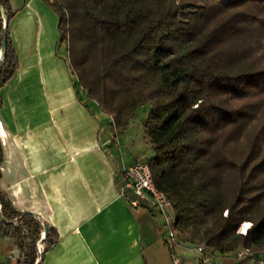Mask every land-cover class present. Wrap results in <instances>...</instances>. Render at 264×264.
Returning a JSON list of instances; mask_svg holds the SVG:
<instances>
[{
  "label": "trees",
  "instance_id": "1",
  "mask_svg": "<svg viewBox=\"0 0 264 264\" xmlns=\"http://www.w3.org/2000/svg\"><path fill=\"white\" fill-rule=\"evenodd\" d=\"M46 3L77 85L111 118L113 138L149 106L142 127L154 154L146 163L178 240L218 258L264 254V0ZM13 16L0 0V89L19 66ZM243 224H251L245 236ZM0 236L18 248V264H41L58 242L1 191Z\"/></svg>",
  "mask_w": 264,
  "mask_h": 264
},
{
  "label": "crops",
  "instance_id": "2",
  "mask_svg": "<svg viewBox=\"0 0 264 264\" xmlns=\"http://www.w3.org/2000/svg\"><path fill=\"white\" fill-rule=\"evenodd\" d=\"M8 1L19 66L0 89V191L56 232L41 264H172L159 212L124 188V170L153 157L144 132L113 138L111 118L79 91L46 1ZM178 242L181 264H201ZM19 256L0 236V264Z\"/></svg>",
  "mask_w": 264,
  "mask_h": 264
},
{
  "label": "built area",
  "instance_id": "3",
  "mask_svg": "<svg viewBox=\"0 0 264 264\" xmlns=\"http://www.w3.org/2000/svg\"><path fill=\"white\" fill-rule=\"evenodd\" d=\"M123 178L125 180L124 188L131 190L139 200L150 202L157 209L163 220L164 241L173 251L172 264H181L180 256L174 252L179 242L173 224V217H170L166 212L167 209L172 211L171 205L166 195L155 187L149 165L146 162H138L124 170ZM247 232L243 233L238 231L243 236ZM37 250L38 253H41L42 247L39 245ZM194 251L199 256V262L201 264H215L214 260L216 256L204 245H195ZM234 259L237 262H245L247 264H264V254L258 255L246 249L236 252Z\"/></svg>",
  "mask_w": 264,
  "mask_h": 264
},
{
  "label": "rangeland",
  "instance_id": "4",
  "mask_svg": "<svg viewBox=\"0 0 264 264\" xmlns=\"http://www.w3.org/2000/svg\"><path fill=\"white\" fill-rule=\"evenodd\" d=\"M46 1V0H44ZM224 1V0H223ZM80 88V87H79ZM79 91H82L81 88ZM149 114V106H146L140 110H138L135 114V116L131 119L130 121V125H129V132L127 134V139L129 138H132L133 136H136L137 135V132H143V129H142V123L144 122V120L147 118ZM151 145L148 143V148H150ZM154 153H152L153 155ZM167 214L171 217L172 215V211L170 209H167L166 210ZM242 227V226H241ZM239 229L240 232L241 231V228ZM251 227V224H249V229ZM188 248H190L191 250H193L194 246H191L189 245ZM228 262H230L232 259L231 258H228V259H225ZM215 264H219L220 263V258L216 257L215 258Z\"/></svg>",
  "mask_w": 264,
  "mask_h": 264
},
{
  "label": "water",
  "instance_id": "5",
  "mask_svg": "<svg viewBox=\"0 0 264 264\" xmlns=\"http://www.w3.org/2000/svg\"><path fill=\"white\" fill-rule=\"evenodd\" d=\"M4 33H3V41H2V45H1V56L4 54L5 50H6V40H7V30H6V26H7V21L4 18Z\"/></svg>",
  "mask_w": 264,
  "mask_h": 264
},
{
  "label": "bare ground",
  "instance_id": "6",
  "mask_svg": "<svg viewBox=\"0 0 264 264\" xmlns=\"http://www.w3.org/2000/svg\"><path fill=\"white\" fill-rule=\"evenodd\" d=\"M241 228V231L243 233H246L249 230V224H243Z\"/></svg>",
  "mask_w": 264,
  "mask_h": 264
}]
</instances>
